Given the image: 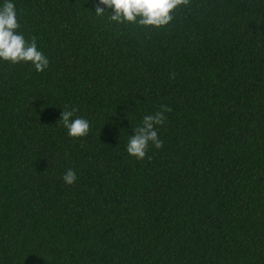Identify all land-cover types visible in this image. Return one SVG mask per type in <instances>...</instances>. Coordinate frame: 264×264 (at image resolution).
I'll return each instance as SVG.
<instances>
[{
  "label": "trees",
  "instance_id": "16d2710c",
  "mask_svg": "<svg viewBox=\"0 0 264 264\" xmlns=\"http://www.w3.org/2000/svg\"><path fill=\"white\" fill-rule=\"evenodd\" d=\"M92 2L14 0L49 64L0 62V264H264V0H187L160 28ZM161 104L162 146L128 156Z\"/></svg>",
  "mask_w": 264,
  "mask_h": 264
},
{
  "label": "clouds",
  "instance_id": "9594fccd",
  "mask_svg": "<svg viewBox=\"0 0 264 264\" xmlns=\"http://www.w3.org/2000/svg\"><path fill=\"white\" fill-rule=\"evenodd\" d=\"M186 2L187 0H93L94 11L90 12L100 18L107 14V20L115 24L131 23L144 28H160L169 24L172 20L171 13ZM19 28L14 0H0V62L12 65L25 63L40 73L47 68L49 60L38 47L35 38L25 39L24 34L18 31ZM170 110L168 106L161 104L159 110L142 116L139 123L132 127L133 134L127 135L124 151L128 156L143 160L149 145L157 149L162 146L158 128L164 123V114ZM76 112L74 106L65 105L57 124L66 129L69 137L82 138L88 134L90 123L85 117L76 115ZM125 116L127 118L126 114ZM76 176V171L68 168L61 179L66 185H71Z\"/></svg>",
  "mask_w": 264,
  "mask_h": 264
}]
</instances>
